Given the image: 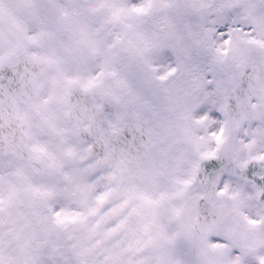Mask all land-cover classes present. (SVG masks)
<instances>
[{"label":"snow or ice","instance_id":"snow-or-ice-1","mask_svg":"<svg viewBox=\"0 0 264 264\" xmlns=\"http://www.w3.org/2000/svg\"><path fill=\"white\" fill-rule=\"evenodd\" d=\"M0 264H264V0H0Z\"/></svg>","mask_w":264,"mask_h":264}]
</instances>
